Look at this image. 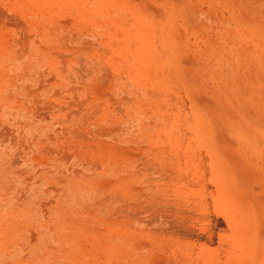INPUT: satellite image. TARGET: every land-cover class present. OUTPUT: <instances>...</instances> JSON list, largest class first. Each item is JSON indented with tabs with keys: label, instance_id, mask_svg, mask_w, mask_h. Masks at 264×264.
<instances>
[{
	"label": "rangeland",
	"instance_id": "374dc122",
	"mask_svg": "<svg viewBox=\"0 0 264 264\" xmlns=\"http://www.w3.org/2000/svg\"><path fill=\"white\" fill-rule=\"evenodd\" d=\"M0 264H264V0H0Z\"/></svg>",
	"mask_w": 264,
	"mask_h": 264
},
{
	"label": "bare ground",
	"instance_id": "6f19581e",
	"mask_svg": "<svg viewBox=\"0 0 264 264\" xmlns=\"http://www.w3.org/2000/svg\"><path fill=\"white\" fill-rule=\"evenodd\" d=\"M253 27H254V26H253ZM253 27H252V28H253ZM257 34H258V33H257ZM241 231H242V230H241ZM257 241H258V240H257Z\"/></svg>",
	"mask_w": 264,
	"mask_h": 264
}]
</instances>
